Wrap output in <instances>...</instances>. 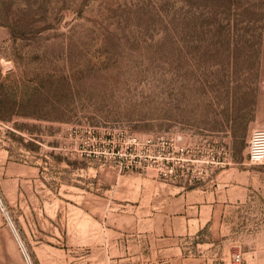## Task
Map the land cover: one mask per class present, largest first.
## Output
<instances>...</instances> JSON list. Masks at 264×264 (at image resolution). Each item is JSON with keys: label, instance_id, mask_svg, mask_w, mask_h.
Returning <instances> with one entry per match:
<instances>
[{"label": "rangeland", "instance_id": "rangeland-1", "mask_svg": "<svg viewBox=\"0 0 264 264\" xmlns=\"http://www.w3.org/2000/svg\"><path fill=\"white\" fill-rule=\"evenodd\" d=\"M258 126L264 0H0V216L24 264L13 228L33 264H115L108 229L144 181L200 186L229 149L261 186L221 254L264 264Z\"/></svg>", "mask_w": 264, "mask_h": 264}, {"label": "crops", "instance_id": "crops-1", "mask_svg": "<svg viewBox=\"0 0 264 264\" xmlns=\"http://www.w3.org/2000/svg\"><path fill=\"white\" fill-rule=\"evenodd\" d=\"M225 152H229L224 153L227 162L214 165L213 174L200 186L174 185L173 190L163 182L144 181L146 196L135 206L128 204L126 211L115 212V230L108 229L115 234V264L230 263L221 254L231 230L225 221L248 203L253 187L261 186L262 171L234 164L231 149ZM153 186L154 192L149 191ZM80 210L93 215L103 212L96 201L81 203ZM0 264H24L1 216Z\"/></svg>", "mask_w": 264, "mask_h": 264}, {"label": "built area", "instance_id": "built-area-1", "mask_svg": "<svg viewBox=\"0 0 264 264\" xmlns=\"http://www.w3.org/2000/svg\"><path fill=\"white\" fill-rule=\"evenodd\" d=\"M129 141H131L133 143H138L140 141V139L138 136L132 135L129 137ZM155 142L156 141L153 137L145 138V143H147L150 146L154 145ZM188 152H189V149L186 146H184V145L178 146V153L180 154L181 158H184V156H186L188 154ZM248 160H249V163L253 164V165L264 164V127H262V126L255 127L253 132H252V137H251L250 144H249ZM213 169H214V165L207 170V174L212 173ZM203 172L204 171L201 170V174ZM13 230H14L19 248L22 251L27 263L33 264L32 259L30 257V254H29L24 242L22 241V239L17 234V232L14 228H13ZM235 259L237 261H240V259H241L240 255L237 254L235 256Z\"/></svg>", "mask_w": 264, "mask_h": 264}]
</instances>
